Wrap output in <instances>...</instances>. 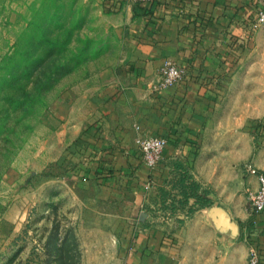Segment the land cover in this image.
Listing matches in <instances>:
<instances>
[{
    "label": "crops",
    "instance_id": "crops-1",
    "mask_svg": "<svg viewBox=\"0 0 264 264\" xmlns=\"http://www.w3.org/2000/svg\"><path fill=\"white\" fill-rule=\"evenodd\" d=\"M109 2L122 18V60L93 93H64L53 110L54 137L44 140L27 169L41 162L47 170L58 162L65 180L97 186L111 200L132 201L140 220L151 216L143 207L154 188L158 205L167 203L160 192L179 197L182 178L191 176L213 204L182 220L174 212L158 214V225H130L134 236L124 242V264H249L250 242L264 264V211L255 212L251 200L260 182L244 170L253 162L264 172V134L254 126L264 120V112L254 114L239 104L238 112L219 113L225 90L233 88L228 79L254 52L247 47H253L256 36L247 38L245 26L264 0H153L149 12L138 14L128 0ZM2 6L10 12L0 14V39L6 27L20 23L21 9L17 0ZM167 62L178 64L184 76L162 86L161 68ZM145 136L169 139L155 170L139 150ZM8 175L22 176L15 170ZM215 206L239 224V235L215 226ZM205 231L219 241H201ZM203 246H210L213 255L237 246L245 252L203 257Z\"/></svg>",
    "mask_w": 264,
    "mask_h": 264
},
{
    "label": "rangeland",
    "instance_id": "rangeland-1",
    "mask_svg": "<svg viewBox=\"0 0 264 264\" xmlns=\"http://www.w3.org/2000/svg\"><path fill=\"white\" fill-rule=\"evenodd\" d=\"M5 1L0 0V14L10 12L2 8ZM17 1L21 5L20 23L5 28L6 33L0 39V67L6 65L9 52L22 51L26 46L32 49L31 60L34 59L38 38L36 28L28 30L27 22L36 21L40 14L49 36L59 41V45L55 49L57 56L50 58L43 68L38 66L32 71L35 77L23 82H28L33 94L37 93L35 88H44V103L30 108L20 123L17 122L23 112L12 113L11 140L0 141V264H124V242L134 236L128 231L130 225L140 221L144 225H158V214L180 212L181 220L191 214L192 204L183 203L181 188L179 197L160 192L167 203L159 205L158 188H152L143 207L151 216L140 220L132 201L111 200L97 186L65 180L64 166L58 162L47 170L42 169L41 162L35 169H27L44 140L54 137L53 110L64 93L68 90L93 93L107 82L109 71L120 64L126 45L118 36L122 18L116 9L107 6L111 5L109 0ZM56 9L59 20L52 18ZM247 35L249 38L248 32ZM255 36L253 47H247L253 54L228 79L233 88L225 90L219 106L221 114L238 112L239 104L254 114L264 112V24ZM40 69L46 73L43 81L36 78ZM47 77L52 80L45 82ZM11 170L22 176L10 177ZM191 180L189 176L186 182ZM199 237L208 244L219 241L209 231ZM203 247V257L221 258L245 252L237 246L213 255L207 250L210 246Z\"/></svg>",
    "mask_w": 264,
    "mask_h": 264
},
{
    "label": "trees",
    "instance_id": "trees-1",
    "mask_svg": "<svg viewBox=\"0 0 264 264\" xmlns=\"http://www.w3.org/2000/svg\"><path fill=\"white\" fill-rule=\"evenodd\" d=\"M152 3L149 6V3L144 5L135 4V13L149 12L152 9ZM110 8L111 10L116 9V7ZM41 17L42 14H40V18ZM40 18H37L36 21L27 22L28 30L31 27L36 28L35 33H37L38 38L36 48L37 54L34 59L31 60L33 54L32 49H30L29 46H26V49L22 51H17L15 49L14 51L9 52L6 57V65L4 68L0 67V108H2V112L0 111V141L11 140V133H13V131L9 129V124L11 122L12 113L23 112L24 115L17 122L20 123L26 118L30 108H34V106L39 103H44V88H35L37 93L33 94V92L28 89V82L25 84L23 83L30 78L35 77V72L32 73L33 70H37L38 66L43 68L45 63L48 62L50 58H53L58 54L55 53V49L58 47L59 41L52 40L49 36L48 29L43 26V20ZM52 18L59 20V11L57 9L52 14ZM27 37L29 38V35H27ZM25 44H29L28 39L25 41ZM17 55H19V59L16 58ZM53 62L56 61L53 60ZM17 63H19V66ZM2 70L5 72L1 73ZM41 71L42 69H40V74L36 72V78L43 81L46 73ZM43 73V77H38ZM50 80H52V78L47 77L45 82H49ZM254 126L257 128L258 132L264 134V120L254 123ZM187 176L188 175H185L182 178L183 184L181 186V190L184 198L183 203L188 204L191 198L195 199V202L192 204L191 213H194L200 208L210 207L213 204V201L208 197V192L202 190L200 183L195 180H191L190 183H187L186 181L189 177Z\"/></svg>",
    "mask_w": 264,
    "mask_h": 264
},
{
    "label": "built area",
    "instance_id": "built-area-1",
    "mask_svg": "<svg viewBox=\"0 0 264 264\" xmlns=\"http://www.w3.org/2000/svg\"><path fill=\"white\" fill-rule=\"evenodd\" d=\"M133 4H148L152 0H128ZM264 24V6H259L249 23L245 26L249 37H252L257 29ZM162 86L178 83L184 76V70L174 62H167L161 68ZM169 144V139L165 136H145L139 141V150L143 160L150 166L151 170H155L163 157V152ZM246 172L256 174L259 178V190L251 197L252 206L255 212L264 211V172L260 171L253 163H246L244 166ZM249 264H262V257L259 249L255 245H251Z\"/></svg>",
    "mask_w": 264,
    "mask_h": 264
},
{
    "label": "water",
    "instance_id": "water-1",
    "mask_svg": "<svg viewBox=\"0 0 264 264\" xmlns=\"http://www.w3.org/2000/svg\"><path fill=\"white\" fill-rule=\"evenodd\" d=\"M212 218L214 220L215 226L222 229H231L234 236L239 235L240 226L237 222L233 221L226 210L221 207H213L212 208Z\"/></svg>",
    "mask_w": 264,
    "mask_h": 264
}]
</instances>
